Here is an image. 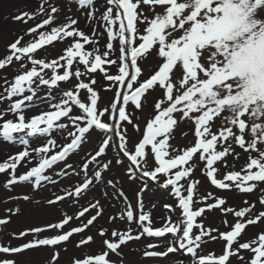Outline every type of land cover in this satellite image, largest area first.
<instances>
[{"label": "snow or ice", "instance_id": "6c2138e0", "mask_svg": "<svg viewBox=\"0 0 264 264\" xmlns=\"http://www.w3.org/2000/svg\"><path fill=\"white\" fill-rule=\"evenodd\" d=\"M78 7L88 18L97 19L96 0H78ZM59 11L45 0L35 13L15 15L14 20L33 21L34 26L8 44L6 55L0 57V70L14 62H28L19 64L22 71L11 82L5 81L7 95L0 94V101H12L7 111L15 116L4 119V113H0V138L23 146L0 162V174L10 177L6 186L34 182L39 189L42 182L56 183L46 172L66 162L81 150L86 139H91V133L98 132L99 144L94 152L86 155L79 171L73 169L74 175L83 173L80 183L47 203L56 205L69 198L79 203L101 182L115 188L112 180L103 179V174L111 171L113 160L101 159L115 147L117 155L122 154L133 166L130 173L138 172L171 192L181 218L166 219L162 226L154 228L151 214L145 212L142 199H138V213L134 214L128 204L123 213L109 217L110 221L135 222L136 230L99 227V253L74 258L71 264H123L122 249L131 241L169 234L175 239L165 251L154 250L159 244L153 242L147 245L153 250L143 255L166 257L182 250L192 258V264H233V257L243 264H264V231L241 242L249 226L264 224V196L258 199L260 209L248 200L240 209L226 207L227 200L212 193L197 199L200 181L191 178L197 166L193 163L195 158L203 162V174L217 189L249 194L264 185V0H105L99 18L107 37L103 52L87 47L99 43L98 38L94 39L95 28L88 34L77 27L79 20L72 17L56 24ZM65 41L58 58L37 57L41 50ZM153 54L160 63L145 76L141 62ZM112 66L115 72L110 74ZM97 72L108 81L107 86L101 87L113 92L104 106L95 87ZM62 83L68 88H61ZM41 87L48 92L40 99L48 102L51 110L28 117L26 109L33 105ZM157 88L162 90V97L152 104L151 116L141 129L137 121L143 118L148 97ZM54 89L61 97L57 102H52L57 100L51 91ZM130 106L139 110L140 116L130 111ZM184 121L193 126L194 142L178 147L171 141L177 126ZM129 126L140 133V139L131 147ZM64 129H68L67 136L71 138L67 143L58 144L50 138L55 131ZM31 138L45 139L41 146L32 147ZM234 145L248 154L245 165L240 171H228L218 178V163L226 168L227 157L239 159ZM33 160L37 161L35 166L17 175L22 164ZM115 163L121 164L122 160L115 159ZM64 167L73 168L70 163ZM209 200L213 202L208 203ZM200 203L204 206H195ZM214 209L225 217H234L232 223L222 221L226 231L204 225L201 218ZM93 210L94 214L88 215ZM102 215L103 206L95 200L73 215L64 214L59 222L22 232L17 238H35L16 246L0 243V264H32L17 257L41 249L51 251L48 264H55L69 243L76 248L96 243V236L87 233ZM74 221L80 223L72 226ZM8 223V219H0V226ZM46 232L52 234L44 235ZM77 236L79 239H74ZM215 241L223 243L219 255L205 251V245ZM242 251L249 252L250 258L245 259Z\"/></svg>", "mask_w": 264, "mask_h": 264}, {"label": "rangeland", "instance_id": "374dc122", "mask_svg": "<svg viewBox=\"0 0 264 264\" xmlns=\"http://www.w3.org/2000/svg\"><path fill=\"white\" fill-rule=\"evenodd\" d=\"M45 0H34L33 3H30V0H16L14 3H12V0H0V15L2 14L3 17L0 18V57H4L7 52V45L13 42L18 36L25 35V32L28 28L34 26L33 21H28V23H22L20 21H16L13 19L15 15H18L24 11L33 12L35 13L38 9V5L41 3H44ZM48 3L54 4L58 8H63L61 14H57V20L55 21L56 24H62L67 22V17L76 18L79 20V24L83 23L84 21L89 20L86 15H84V18L81 17V13L83 11H80L75 3H58L56 0H48ZM105 6L98 5V7L95 8V14H96V20H92L98 28L96 29L97 36L99 41H103L102 44L98 43L96 44V47H101L104 51V45L107 42L106 40V33L105 29L103 27L104 22L100 20V15L104 11ZM61 10V9H60ZM98 21V22H97ZM85 23V22H84ZM79 24L77 27H79ZM143 27V26H141ZM101 33H105L104 35H101ZM25 39H29L28 36H25ZM63 45H59V48L57 51H53L51 49H54L55 46L58 44L56 42L54 45L48 46L47 50H41L38 52L37 56L40 55L39 58L51 60L53 58H58L60 55L58 53L59 50L63 51L65 48L67 41L62 42ZM88 48L90 47L87 46ZM93 46L90 47V49ZM43 51V52H42ZM118 54V53H116ZM15 63V62H14ZM160 63V59L155 56L154 54L149 57V59L142 61V67L144 69L145 76L149 75L152 71L155 70L156 66ZM16 66L12 65L7 67L4 70H0V94L5 95L4 88L7 86L5 81L11 82L15 75L19 74L20 71H15L14 68ZM31 67V65H29ZM115 72V68H113ZM81 70H83L81 68ZM110 69V74H111ZM95 75V78L97 79V85L95 86L97 90L100 92L101 95V106L107 105L110 100L112 99L113 92L112 91H105L103 87L101 86H107L108 81L104 80L102 75L97 72ZM144 77H141L143 79ZM85 81H87V77L84 78ZM61 86L64 89L68 88V84L62 83ZM114 91V90H113ZM46 92H42L40 94V97H45ZM54 96H56L57 100L52 102H57L61 97L58 94V92L52 93ZM162 90L156 89L153 90L147 100V107L143 111V118L138 120L137 123H139L141 129L144 127V122L146 119L150 118L152 113V104L154 101L158 98L162 97ZM39 99V98H38ZM15 100V99H14ZM0 105H3L2 108L4 110H7V103L0 101ZM51 110L49 107V103L42 100L37 105L34 106V108H29L26 110V115L28 117H31L33 115H36V113H40L41 111H48ZM130 111H135L136 116H140L139 110H134L131 106L129 108ZM0 113H3L2 109L0 110ZM38 113V114H39ZM15 119L12 116V113L9 112L7 115L4 114V119ZM3 121H0L2 123ZM219 121H217V125H219ZM193 126L187 122H181L174 133V138L171 141L174 145L181 147L182 143L183 147L185 146H191V144L194 142V136H193ZM217 128L214 127L213 131H216ZM68 131V130H67ZM184 132H187L188 135H183ZM128 135L130 137L129 143L134 144L138 139H140V133L136 132L134 129L129 126ZM99 136L100 134L98 132L91 133V139L88 141H85V148L84 144L81 147V151H79L77 154L73 155L69 161L62 163L52 171L51 174H48L53 180L56 181V183H48V186H45L43 189H36L34 187V184H28V183H20L11 187H7V181L10 178L7 173L0 174V219H8L9 223L4 226H0V241L1 243L7 244L11 241L17 242L16 244H12V246H16L18 244H21L24 242L25 239L35 238L32 236L25 237L24 239L17 238L19 237V234L22 232H27L28 230L35 228V227H43L49 223H55L59 222L60 219L64 214L67 215H73L78 210H80L83 206H88L90 203L95 202V200H99L101 205L103 206V215L99 218L96 225L92 226L87 234L96 236L97 229L101 226H103L105 229H111V230H121L125 231L129 228L136 230L137 225L135 222H132L131 224L127 223L125 220H119V221H110L109 217L112 215H120L122 210H126V207L128 204L132 205V209L134 211V214L138 213V199H140V196L142 194L141 190L132 182L128 180L127 177V170L115 163L114 158H111L113 160V165L111 166V171L105 172L103 174L104 180H112L113 183L116 185L115 188H112L111 186H106L103 182H101L96 187L92 188L86 197L82 198L79 203H73L72 199L69 198L66 201H61L60 203L56 205H49L47 201L49 199H55L57 195L64 194L65 190H74V187L77 186L80 181L83 178V173L81 172V175H72L71 176V170L72 168H65L64 165L66 163L72 164L73 168L76 169V171L80 170L81 166V160L84 158L86 150L88 147L91 146L93 143H96L98 141L99 144ZM50 138H54V135ZM36 139V138H35ZM70 137L56 139L58 144H63L66 141H68ZM97 140V141H96ZM41 141V140H39ZM44 141V140H43ZM40 142V143H43ZM96 141V142H95ZM97 144V145H98ZM95 145L93 147V150L96 149ZM90 148V149H91ZM19 146H15L13 144H9L7 142L2 141V138H0V162H4L7 157L10 155H14L20 151ZM89 149V150H90ZM114 153L113 147L108 150L107 155L102 158L103 160L110 159V156ZM247 153H244L243 158H246ZM241 155V153H240ZM233 159V156H231ZM231 158H228V166L220 167L224 174H226L228 171H240V167L245 165V162L240 163V161L232 160ZM33 162V161H32ZM25 163L24 170L20 171L17 170V175H21L26 173V171L30 170L31 167L35 166V162L33 163ZM80 164V166H76L77 164ZM193 163H195L197 166L195 168V171L192 173L193 179H197L200 181V184L197 186V194L198 196L202 197L203 195L207 193H211V191H208V183L207 178L203 174V162H199L195 160ZM23 167V166H21ZM26 167V169H25ZM95 167V166H93ZM92 167V168H93ZM96 170H99L98 168ZM62 172H67V175H62ZM91 175V172H90ZM261 189H264V185H260L257 191L249 194L240 193L239 191L233 190V191H214L217 198H225L227 200L226 207H233L236 209H240L244 207V201L248 200L250 203L256 204V208L260 209L261 205L258 203V199L261 196H264V191H261ZM120 192L123 193V196L118 195ZM29 196V200H24V196ZM10 204L11 211H8L5 213V209L2 203ZM14 202V204H13ZM213 201L209 200L208 203H212ZM153 205L152 202L149 201ZM116 205V206H114ZM204 205L203 203L198 204V206ZM155 206V205H154ZM175 207V204H173V208ZM19 209L17 212L16 210L12 209ZM264 210V209H262ZM158 211V209L156 210ZM162 211V210H161ZM95 210H93L92 213L88 214H94ZM161 216H159V219H161L160 223L154 227L158 228L162 226L163 219L165 217L163 212H160ZM158 219V220H159ZM224 219H227L229 223H232L234 220V217L229 214L227 217L224 216V214L220 210H212L208 211L207 214L205 213L203 217V221L205 222L206 227L211 228H219L220 231H226L225 225L222 223ZM80 221L73 222V225H78ZM261 231H264V224L257 225V226H249L248 229H246V235L242 237V241H248L253 239L258 233ZM52 233L46 232L44 235H50ZM173 238L172 236L169 237ZM74 239H79V236L75 237ZM100 237L96 236V243L91 246H85L84 248H76L74 244L69 243L67 245L66 250H61L60 252V259L55 264H66L70 263L74 258L77 257H85L87 255L91 254H98L101 250V244H100ZM150 240V241H149ZM165 240V239H163ZM152 239L149 237H143L139 241H131L127 246L123 247V264H172L176 263H182V259H177V257H172L169 259H162L161 257H145L143 253L145 251H148L150 249L147 248V245L149 243H159L161 240L156 238L155 241L151 242ZM166 243L164 245H160L158 248L154 249L156 251H165L167 247L170 246L168 244V241H165ZM223 249V243L220 241L215 242H209L207 245H205V251L206 252H214L216 255L221 254ZM153 250V249H151ZM181 256L185 255L186 253L181 250ZM42 254V255H41ZM245 259L250 258V253L247 251H242L241 253ZM51 256V251L48 249H41L40 251H33L32 253H28L23 256L17 257L18 260H24L32 262V264H48L49 258ZM115 258V257H113ZM187 258L190 260V264H192V258L187 255ZM169 260V261H168ZM172 261V262H171ZM233 264H243V262L239 261L236 257L232 258Z\"/></svg>", "mask_w": 264, "mask_h": 264}, {"label": "bare ground", "instance_id": "6f19581e", "mask_svg": "<svg viewBox=\"0 0 264 264\" xmlns=\"http://www.w3.org/2000/svg\"><path fill=\"white\" fill-rule=\"evenodd\" d=\"M15 1H16V0H12V3H14ZM23 1H25V0H23ZM33 1H34V0H30V3H33ZM0 12H1V11H0ZM1 17H3L2 14L0 15V18H1ZM79 28L82 29L83 31H85L86 33L89 32V29H88V27H87L86 25H80V24H79ZM58 48H59V45H58V46L56 45V47H55L54 49H52V50L57 51ZM98 48L100 49L101 52L104 51L101 47H98ZM183 144H186V143H185V142L182 143V144H181V147H183ZM166 196H167V195H166ZM166 196H165V193H162V194L160 195V197L157 196L156 199H158V200H159V199L161 200L162 198L165 199V198H167ZM168 200H169V199H168ZM161 209H162V206H160V209H159V210H161ZM160 212H162V211H160ZM158 215H159V213H154V218H151L153 222H157V221H158V220H157V219H158ZM178 219H179V218L177 217V215H175L173 221H176V220H178Z\"/></svg>", "mask_w": 264, "mask_h": 264}]
</instances>
